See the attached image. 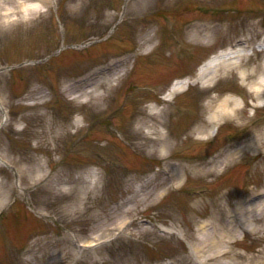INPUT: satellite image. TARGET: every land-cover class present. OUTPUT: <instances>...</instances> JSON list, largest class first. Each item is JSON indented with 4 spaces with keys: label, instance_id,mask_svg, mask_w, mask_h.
I'll use <instances>...</instances> for the list:
<instances>
[{
    "label": "rangeland",
    "instance_id": "obj_1",
    "mask_svg": "<svg viewBox=\"0 0 264 264\" xmlns=\"http://www.w3.org/2000/svg\"><path fill=\"white\" fill-rule=\"evenodd\" d=\"M156 2L49 0L48 5L38 3L41 17L0 24V100L7 114L4 117L0 109V122L6 119L0 128V151L12 164L0 163V177L6 174L14 186L7 205L0 208V264H200L191 259L190 251L200 245L195 231L209 221L216 227L217 242L198 248L204 264H264V210L260 216L242 213V205L249 204L247 196L264 190V137L261 147L260 142L257 149L248 147L246 156L232 160L214 181L184 175L181 188L166 190L157 200L153 195L134 197L133 188L140 183L127 181V175L144 176L163 165L150 149L141 150L133 142L132 135L141 133L134 129L136 122L130 123L137 109L147 111L163 103L158 81L168 86L180 74L195 77L198 64L223 46L198 42L181 49L178 25L187 21V29L195 17H210L224 24L226 46L249 33L258 39L264 36V0H193L175 7ZM171 31L177 35L170 37ZM146 32L158 37L141 46ZM128 51L136 56L100 74L98 91L104 100L83 93L82 82H76L79 90L73 94L63 90L65 83ZM253 56L263 59L264 52ZM221 80L210 91L191 84L174 98L181 112L168 124L172 133L180 132L182 142L165 150L173 157L208 158L240 141L242 120H226L201 138L183 129L196 123L190 125L189 119L208 116L203 93L219 98L221 87L233 83L230 78ZM38 89L51 92L41 96ZM35 102H45L47 108H33ZM76 119L82 126L77 132ZM54 120L65 132L46 143L35 132ZM93 170L101 180L96 177L98 186L89 191L87 183L77 181L79 176L92 181ZM213 195L240 210L242 220H237L234 232L224 233L221 222L212 219ZM196 200L200 201L194 207ZM259 204L257 208L264 209V200ZM127 207L132 209L126 212ZM102 226L110 228L102 231ZM215 233L204 237L210 242ZM71 234L94 244L77 247ZM37 238L41 249L26 251Z\"/></svg>",
    "mask_w": 264,
    "mask_h": 264
},
{
    "label": "bare ground",
    "instance_id": "obj_2",
    "mask_svg": "<svg viewBox=\"0 0 264 264\" xmlns=\"http://www.w3.org/2000/svg\"><path fill=\"white\" fill-rule=\"evenodd\" d=\"M31 1L32 0H0V24H10L16 22L17 20L30 21L34 18V16L41 17L42 10L39 8L38 3L47 5L49 0H36L38 3ZM179 2H181V0H157L156 3L160 6L163 5L169 7L177 6ZM197 20L198 17L188 26V31L185 32L186 35L182 38L183 45L194 42H204L210 46L224 44L223 41L226 39V34L224 30H222L221 26L218 24H212L209 20ZM157 37V33L152 34L146 32L142 36L143 40L141 41V44H151ZM240 45L241 46L238 48H230L228 51L218 52L215 54L212 59L208 60V62L200 67L197 72V76L193 81L181 82L180 84H177L170 89L168 95L171 97L177 91L183 90L186 86H189L191 82H197L201 85H205L202 88L205 91H210L212 89V85L222 78H230L231 80L237 78L238 82L241 84V96L244 101L241 102L238 95L233 93H228L221 98L208 96L209 100L205 104L209 109V115L202 120L201 124H197L189 129V134L192 135L197 133L198 137L203 133L210 135L211 128L208 127L209 125L217 124L218 126H221L226 122V120H242L243 125L249 124L254 128L253 140L249 138L245 145L232 149L226 154L224 153V157L220 160L200 159L193 162H177L176 159L172 157L173 154L171 152L165 151L177 146L179 140L181 139L180 135H175L168 129V117H171L174 114L175 108H173L171 104H167L159 110H155L153 107L151 109L152 111L147 110V113L142 110V108H139L136 111L134 118L138 123L141 133L133 136L134 144L146 151L150 149V151L155 153L163 162L165 161L166 167H171V169L168 168V170H166L167 168L163 167L159 171L146 177L127 175V181L140 183L138 188H133V193L136 195L134 197H137L139 200H143L152 197L153 195V199L157 200L164 195L168 188L180 187L183 184L185 174L188 175L187 178L193 176L201 180L207 179L211 176H216L218 172L227 166L233 158L240 156L245 148L248 149L249 147L257 149L262 146L263 142L261 139L264 137V116L256 118V112L249 114L247 105L251 104L253 108L257 109L264 108V60H256L252 54L247 52L249 45ZM261 51H264V47H262ZM112 64H115V62H111L106 67H110ZM102 68L103 67H100L94 70L79 81L80 83L82 82V85L85 84L82 86L85 89L82 91L83 93L91 95V97H98L99 100L105 99V95L98 91L99 87H101L103 83V80L100 79L101 72H99ZM63 89L66 93L73 94L79 90V86L76 82H67L65 83ZM39 92L42 93L43 96L46 95V91L43 89H40ZM205 94L207 93L205 92ZM249 98L251 99V102ZM42 104L35 103L32 107L38 108ZM43 107L47 108L44 105ZM164 115L165 118H163ZM21 119H23V116H21ZM73 125L79 126V128L82 127L80 126L81 124L79 119L75 120ZM64 128V125L54 120L51 122V126L35 132V135L38 138H43L46 143H49L51 138H54L55 140L58 139L61 134L65 132L63 131ZM46 138H48V140H46ZM257 140L259 141L253 146V143ZM259 142L260 144L258 146ZM45 146L47 148L49 145ZM1 159L3 160H0L2 164L5 163L9 166L3 157H1ZM0 168L3 169V166H0ZM163 171H165L167 175L161 174ZM98 174L100 173L94 172L93 170L91 172V175L94 177L92 181L89 182L87 178L79 176L77 182H81L82 179L85 183H87L86 187H89V191H92L91 188H96L98 186V178L101 180V176ZM51 179L54 180V178ZM95 180L97 182L94 183ZM156 180L157 187L153 189L152 193H148L152 183ZM52 183L53 182L50 184ZM13 190L14 186L10 183L8 176L6 174L2 175L0 177V208H3L8 202ZM199 201L200 200L195 201L194 207H197ZM212 203L213 207H211V210L212 214L214 213L212 218L214 220L216 218L221 222V229L224 233H232L237 226H239L237 221L240 219L238 218L239 214L233 212V207L231 208L232 204H230L227 200L222 201L217 199L216 201L212 200ZM254 205L256 204L252 205L253 209L255 207ZM252 206H243L242 213L252 210ZM131 209L132 208L127 207L124 211L129 212ZM255 212L260 216L263 210L256 207ZM115 226L117 227L118 225L116 224ZM207 226L208 227L203 228V236L204 234H214V231L216 230V227L215 225L213 226V224L212 227H210L209 223ZM109 228L110 227L102 226L101 230L105 231ZM216 236L217 235L215 233V236L210 241V244L217 242ZM209 240L210 238L208 239L206 237L203 238L202 236H198V242L200 245L195 249H198L203 245H208ZM37 249H41L40 240L38 238L34 240V243L31 246V251Z\"/></svg>",
    "mask_w": 264,
    "mask_h": 264
}]
</instances>
